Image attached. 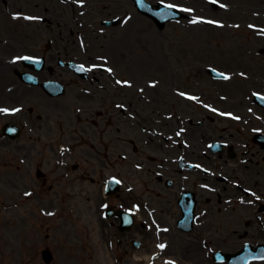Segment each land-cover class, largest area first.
Returning a JSON list of instances; mask_svg holds the SVG:
<instances>
[{"label":"rangeland","instance_id":"374dc122","mask_svg":"<svg viewBox=\"0 0 264 264\" xmlns=\"http://www.w3.org/2000/svg\"><path fill=\"white\" fill-rule=\"evenodd\" d=\"M155 3L157 1H164L168 4H172L175 6H179L181 9H190L191 11H186L188 15H186L185 18L172 21L166 23L163 29H158L156 25L152 22V20L139 15L135 14L132 7L131 1L127 2L125 0H87V5L92 6L91 8L82 9L84 7H76L78 10L77 16H76V22L73 20H70L67 15L68 13H71L72 6L64 5L58 1V0H41V2H46L48 4L47 9V17L48 22H55L58 21L59 17H64L63 22L61 23L64 27V30L66 31H75L74 29H81L84 27L90 28L91 33H86V38L88 37V40H92V48H90L89 52L92 53L89 55L92 57L95 55H101L103 56L104 62L108 65H110L114 69V75H111L113 79L122 77L124 73L127 74L128 77L135 81L140 80H146L149 78H152L155 76L153 73H158L155 77H157L159 80H161L162 84L165 88H161L164 92L158 90L157 94H150L154 97H167L169 98L167 100H173L175 98L174 95L170 94L169 90V77L170 72H178L176 70L183 69V70H189L192 79L199 80L200 85L203 84V81L207 80L202 65L203 63H213L214 61H217L218 63H223L224 59L219 57V51H227V52H235L238 50H244L245 47H250L253 49L258 50L259 48L264 49V39H250L249 42H246V31H238L234 34L226 33L227 31H230L229 28L224 27L223 29H217L211 26H205L200 23H193L195 17L198 15H204L209 14L210 16L223 19L226 22H231L230 18L228 17V14L224 11H221L219 9L218 12L211 9L210 7L205 8L206 0H151ZM219 1V0H217ZM225 2H232V3H239L241 8H243L244 11L248 13V15H251V11L257 10V12H264V0H223ZM11 2V10H15L16 6H21L23 10H37L40 8V5H34V0H10ZM63 9V15H56V12L59 10L61 11ZM82 9V10H81ZM127 9L131 10V13L128 17H126ZM83 12V15L79 14ZM88 11V13H87ZM121 14L120 22L116 25H112L111 27H102L100 24L101 19H109L115 15ZM213 14V15H211ZM0 19L3 20L0 23V27L4 28V32L1 31V34L8 36L9 42L12 46L11 50L12 52H17L19 50L18 44H24L26 42H30L31 45L33 44L34 40L37 39L42 41V45L45 43V39L41 35L42 29L40 23H31L28 26H23L19 23H12L5 17V13L2 8V3L0 2ZM236 19V18H235ZM232 19V20H235ZM245 20L251 19L250 17H243V18H237V20ZM81 23L77 25L76 23ZM261 22V21H260ZM83 24V25H82ZM226 26V25H225ZM100 30L102 31H99ZM7 33V34H6ZM11 33L14 34V37L11 40ZM118 33V34H117ZM38 34V35H37ZM117 34L114 37H111L112 35ZM72 40L74 41V36H72ZM65 44V42L63 43ZM101 44H104V47H99ZM77 46V45H76ZM80 48V47H79ZM78 49V47H77ZM81 49V48H80ZM201 50H203V55ZM79 55H82V51L77 50ZM2 54H6V52H2ZM201 54L202 56H200ZM78 55V54H77ZM248 58V64L251 66L252 64H255V69H258L257 74L264 76V64H260L257 66L256 62L249 57ZM226 65V64H225ZM248 66V67H249ZM238 67V65H237ZM171 69V70H169ZM247 70V68H245ZM250 69V68H249ZM169 70V71H168ZM153 74V75H151ZM204 77H203V76ZM118 76V77H117ZM183 73L181 72L179 75H177V78L182 79ZM108 76V79H112ZM92 79V77H91ZM190 86L191 81H189ZM243 86H246L242 84ZM239 86V85H238ZM195 89V88H193ZM71 88L67 91V94L65 97L62 98L61 101H58L56 104H50L51 107L55 108L57 111L62 112L63 116L65 112L68 113V116L70 117V113L75 111V107L77 106H94L99 103V99L102 98L105 103H111L112 101H118L117 96L118 92L110 91L108 93L100 94V98H93L91 96H86L85 98L81 94H76ZM33 94V92H30ZM113 93V97H106V94ZM43 96V95H41ZM33 99H36L35 96H30ZM108 98H113L112 100ZM45 98L39 97L38 100H36L37 105L39 108L40 106H43ZM161 101L166 106V100L161 99ZM178 109H181V104H175ZM39 113V112H37ZM53 113V111H51ZM34 115V114H33ZM41 115H37L36 117H32V121L34 124V127H39ZM43 133V130H36L35 136L39 137L40 139L35 143V145H28V142H23L21 139L19 140V143L23 144L25 143L26 150H24V155L27 156L30 159V163L27 164L23 170H24V177H30V174L28 173L31 170H34L35 165L32 160L38 161V159H41L45 162V167L47 168L50 164H47V161L52 160L53 157H55V152L44 150L43 149V136H41ZM27 132H25L24 135H26ZM36 137H34L36 139ZM63 137H69V134H64ZM42 145H41V142ZM27 145L31 148V150L27 151ZM2 152L0 151V156ZM111 161L113 162H119L117 160V151L111 152ZM69 163L73 162V159L71 155L67 158ZM5 161V159H4ZM0 162L1 159H0ZM13 163V166L18 165L17 162L14 160H11ZM7 169L6 166L3 164H0V172H3ZM116 169H121L118 165H116ZM14 179L18 180V177L8 176L7 180L9 182V193L11 196V199L8 198V195L6 193V190L4 188L2 189V192L5 193V196H2L0 194V217L2 213L4 212V209H2V205L5 202H17L19 204L18 208H13L14 211L7 210V215L9 216V221L1 222L3 224H8L9 231L7 235L6 233H3V231L0 230V251H6L8 250L10 244L12 245V248L14 247V240L20 238L16 236H23L26 234L25 228L22 226L13 227V225H16L20 222H24L25 224L30 222V226L27 227V231L30 230L31 226L33 225L34 230L41 229V227L46 228L49 230V240L52 241H58L62 243V240L66 239H72L74 238V232L72 230V226L70 220L65 216V214H62L58 219L57 217L51 218L50 220H43L39 217V215L35 214L34 210H30L32 208V205L30 203H27L25 200H19L16 199V194L13 192V188L19 186L17 183L14 182ZM68 183H66L67 185ZM23 188V187H22ZM4 190V191H3ZM1 192V191H0ZM1 192V193H2ZM14 198H13V196ZM6 199V200H5ZM58 199H55V202L53 204L58 203ZM86 206H84L85 208ZM32 211V213H30ZM84 213V218L87 219V212L86 210H82ZM64 218L66 220L65 226L62 228L59 226L60 221H64ZM93 220V219H92ZM97 219L95 218L94 221V231H95V238L92 240L94 245L96 243V259L97 255L100 256V262L101 264H107L106 260L104 258V253L102 247L98 246L97 242L100 241L99 239L101 237L98 236V233L100 232L102 226L97 223ZM1 225V224H0ZM65 230H68V238H63L62 235H64ZM12 237V238H11ZM237 234L232 231L223 232L222 235V241L221 246H225L224 249L232 248L231 245H236L229 243L230 239L236 238ZM11 242V243H10ZM101 244V243H100ZM15 249V248H14ZM29 250V248H28ZM24 252V250H22ZM130 252V251H129ZM4 256V253H3ZM130 253H127V256L125 257V261H130ZM14 259L19 260L20 257L17 256V249L15 256L8 258L4 257V259L0 262V264H10V261H13ZM10 260V261H9ZM79 260L73 259V264H91L89 261H84L77 263ZM32 262V263H31ZM31 264H43L42 262L38 260H32ZM130 263V262H129ZM196 263V262H195ZM197 264V263H196Z\"/></svg>","mask_w":264,"mask_h":264},{"label":"flooded vegetation","instance_id":"af4514ba","mask_svg":"<svg viewBox=\"0 0 264 264\" xmlns=\"http://www.w3.org/2000/svg\"><path fill=\"white\" fill-rule=\"evenodd\" d=\"M135 103L138 105L136 106L140 113L145 114L148 110L153 111L152 107H144L141 102L136 101ZM120 115L125 116L126 111L120 112ZM261 115L264 119V110L261 112ZM123 116L122 119L125 120ZM205 118L211 121H203ZM222 118L221 114L212 116L206 113L200 120V130L203 134L208 133L211 130L212 121L221 120ZM240 118H244V116L240 114ZM109 120L110 117L106 119L105 124L110 125ZM255 123L259 126L260 131L264 133V120H258ZM230 124L234 125L233 122H230ZM142 126L141 130H145L146 125ZM224 130L230 131L231 129L227 128ZM105 146L108 148L107 144ZM172 148L173 145L169 149L167 143L166 153L168 157L171 156ZM253 148L249 145H246L245 148L237 146L234 148L233 158L228 156L231 153L229 149L225 153L222 152L215 155L207 152L206 149H202L201 144L191 145L189 146V149H191L189 152L180 153L183 156V160L198 162L203 168V170L196 171L191 177V188L196 198V217L205 221L198 229L204 232H219L222 230L233 231L235 233L244 232V235L249 236V241H264V225L256 224L260 223L259 216H262L264 221V171L259 164V157L264 162V149H261L259 146H256L255 149ZM222 149L223 147H221L219 152ZM160 166L161 170L153 176L156 187L152 188L157 198L159 214L178 216L179 209L176 206V200L179 195V185L184 180L183 177L187 175L184 171L181 174L176 172L178 168L169 162L166 167H163L162 164ZM208 167L212 171H227L229 167L233 175L226 177L214 175L213 177L212 171H204V168ZM164 172L166 173V178L171 181L163 180L162 174ZM172 177H176L177 180L173 181ZM213 178L221 184L219 189H221L223 194H219L217 191L208 192L210 191V187L208 186L214 184ZM230 180L237 183L236 189H233L234 187L230 185ZM174 182L176 183L174 184ZM139 202L143 205L142 201L139 200ZM260 203H263V206H259ZM159 221L160 224L164 223L162 219ZM173 237L177 239V234Z\"/></svg>","mask_w":264,"mask_h":264},{"label":"snow or ice","instance_id":"6c2138e0","mask_svg":"<svg viewBox=\"0 0 264 264\" xmlns=\"http://www.w3.org/2000/svg\"><path fill=\"white\" fill-rule=\"evenodd\" d=\"M81 2H82V0H81ZM213 2H215V0H213ZM176 6L175 5H171V4H166V5H164V8H175ZM183 11H191L190 9H183ZM24 19H27V20H32V19H37V18H35V17H24ZM193 23H195L196 22V20L194 19L193 21H192ZM209 23H212L211 21H209ZM251 27V26H250ZM19 59H30V58H28V57H22V58H19ZM108 71H111V69H108ZM220 76L223 78V79H229V77L227 76V75H225V74H223V73H221L220 74ZM127 84V82L125 81V82H121V81H117V84ZM181 95H184L183 93H181ZM189 99H196V98H194V97H188ZM0 111H7V110H0ZM14 111H19V109H16V110H14ZM177 135H179V133H177ZM117 183H118V181H117ZM25 195H29V193H25ZM159 247L160 248H164L165 246L164 245H159Z\"/></svg>","mask_w":264,"mask_h":264}]
</instances>
